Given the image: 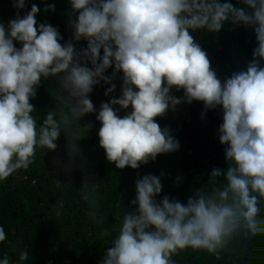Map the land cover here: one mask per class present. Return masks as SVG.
<instances>
[{"label": "trees", "instance_id": "obj_1", "mask_svg": "<svg viewBox=\"0 0 264 264\" xmlns=\"http://www.w3.org/2000/svg\"><path fill=\"white\" fill-rule=\"evenodd\" d=\"M0 264H264V0H0Z\"/></svg>", "mask_w": 264, "mask_h": 264}]
</instances>
